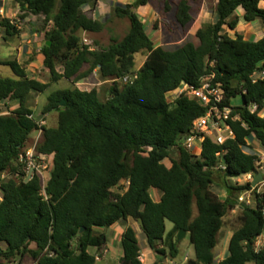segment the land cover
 I'll return each mask as SVG.
<instances>
[{
	"label": "trees",
	"instance_id": "obj_1",
	"mask_svg": "<svg viewBox=\"0 0 264 264\" xmlns=\"http://www.w3.org/2000/svg\"><path fill=\"white\" fill-rule=\"evenodd\" d=\"M14 1L21 7L20 20L44 17L41 54L52 84L62 79L78 84L98 70L111 89L106 100L97 88L54 91L42 115L57 112L58 126H40L30 98L51 84L30 78L18 60L1 61L17 78L0 76V102L17 101L19 106L0 114V181L4 172L16 169L36 131L43 130L37 151L54 156V161L47 197L38 178L2 184L0 264H20L26 257L33 264H98L97 255L103 258L108 249L106 230L129 219L140 226L143 221V234L157 253L155 264L178 261L182 242L177 237L182 230L195 251L187 264H264V247H257L264 234V186L230 183L232 178L261 174L260 157L251 151L248 139L254 137L264 148V77L254 80L264 73V36L247 40L240 32L235 37L226 32L236 30L242 20L264 23V0H217L215 22L196 32L199 43L189 41L174 50L155 44L137 12L152 0L114 7L116 16L129 19L130 30L101 50L84 45L80 35L105 30L100 19L85 11L94 9L98 0ZM160 1L165 13H174L177 26L188 31L195 21L193 0ZM2 29L5 40L22 32L6 18L0 20ZM139 53L146 59L138 78L122 84L121 78L137 70ZM58 66L63 67L61 73ZM211 74L226 92L224 104L232 109L229 124L234 137L224 145L208 138L196 156L181 143L206 109L186 96L171 104L167 95L183 82L198 86ZM238 96L240 106H232ZM220 172L225 199L213 191ZM153 190L161 193L159 200ZM248 192L252 202L239 203L240 195ZM238 208L240 226L229 240L227 257L218 261L215 250L226 217ZM121 245L123 256L116 264H143L134 227L125 228Z\"/></svg>",
	"mask_w": 264,
	"mask_h": 264
},
{
	"label": "rangeland",
	"instance_id": "obj_2",
	"mask_svg": "<svg viewBox=\"0 0 264 264\" xmlns=\"http://www.w3.org/2000/svg\"><path fill=\"white\" fill-rule=\"evenodd\" d=\"M135 0H132V2ZM172 1H178V0H172ZM217 0H193L191 2L193 11L195 13V21L190 26L188 31L184 32L182 31L175 21L174 13L171 12H164L163 5L160 0H152L151 5H147V10L144 13V16L142 18L145 20V25L148 34L151 36L152 40L155 42L157 46H163L166 49L174 50L182 45H184L186 42L193 41L194 43L198 44L199 41L196 38V32L203 26L208 23L215 22L216 20V14H215V5ZM114 4L115 3H108L107 9L103 16L101 17V21L105 24V30L103 32L99 33H90V32H82L80 33L81 37L83 38V41L87 40L90 48L92 49H104L111 45L113 42V39L122 40L125 38V36L129 33L130 30V21L129 19L119 18L116 16L114 12ZM264 7V2L261 4ZM95 9V8H94ZM94 9L87 8L85 11L90 16L94 17ZM243 12L240 10L238 11V14H242ZM139 14V12H138ZM140 15V14H139ZM43 16L37 17L32 16L31 20H35L34 25L35 27L30 26L29 24L27 26L28 30L30 31L32 28L34 32H40L42 31L43 26ZM95 18V17H94ZM17 20V19H16ZM32 23V22H31ZM25 28V26H24ZM226 32L232 37H235L236 32L242 33L244 35L245 39L247 40H258L261 37L264 36V23L259 22V24H245L240 22L239 26L236 28V30H229L226 28ZM34 33L31 34V37H33ZM34 37L33 41L34 42ZM0 42H2V39H0ZM44 39L40 42L43 44ZM9 56V52H6ZM11 54H14L11 53ZM31 60L37 59V54L33 53ZM146 59L145 53H139L136 55V67L139 69L143 62ZM31 62V61H30ZM59 72L61 73L63 71L62 66H58L57 68ZM45 72H37L36 77L40 79L42 82L50 83L51 86L46 89V91L42 93H34V95L30 98V106L35 111L34 116L38 120H43L45 123L44 125L48 126L49 128H55L58 126V113L53 112L50 114V116L43 117V109L44 106L48 102V97L51 95L54 91L64 89V88H79L81 90L90 91L93 88H97L99 90L100 98L103 100H106L109 97V92L111 89V82L105 83L99 75L98 70L94 72V74L89 77L88 79H85L84 81L74 84L72 80L62 79L59 82L51 83V74L48 70L44 69ZM1 76L3 78H17L16 75L13 73V71L9 67L0 66ZM242 97H236L232 99V106H240ZM11 107H9L10 110ZM11 111V110H10ZM262 117H264V112L261 113ZM39 136V132H34L29 138V146L33 145L34 142L37 140ZM249 144L251 145V151L255 152L260 157V163H261V170L260 172L264 176V148L262 147L261 143L256 140L254 137H250L248 139ZM199 150L196 151L197 156L201 155V144L197 143ZM167 165H171L170 161H166ZM255 180L251 179L246 176L242 178H232L230 183L235 185H245L247 182H253ZM127 183H124L122 186H127ZM261 187L264 186V179L262 183L260 184ZM119 191V189H115ZM153 194L158 192L157 190H153ZM213 191L215 194H217L221 199H225L227 197V190L224 188V180H223V174L217 173L215 177V185L213 187ZM251 192L245 193L240 195L239 197V203L241 202L240 198L247 199L249 198L251 200ZM252 202V201H251ZM196 214L197 209L195 208ZM240 208L237 210H232L229 215L226 217L225 225L221 231L220 237L218 239V248L216 251L217 260L221 259L223 257V254L229 252L228 251V244L229 240L231 239L232 234L239 228V220L238 216H240ZM195 214V215H196ZM129 224L136 229H141V226L139 225V222L134 221L133 219H130ZM124 225H128V222H122L118 224L116 227H119V229L124 230ZM168 229L172 228V224H167ZM107 236H108V242H109V249L112 251L111 257L107 258V260H102L98 264H116L118 261V258H122L123 256V248L121 245V234L115 233V227L109 228L106 230ZM141 243H144L146 241L145 235L143 232H140L138 236ZM189 236L182 239V243L180 245V256L178 261L172 262L171 259H165L161 262H165V264H187V261H185L186 257H189V260L195 257V251L194 248L191 246L189 241ZM112 239L115 240V243L112 241ZM2 248H5V245H1ZM257 247L263 248L264 247V234L262 237L259 238L257 241ZM92 250V249H91ZM155 252V251H154ZM156 253V252H155ZM157 254V253H156ZM114 256L116 258H114ZM115 259V260H114ZM142 260L145 261L146 257L144 256V253L142 252ZM20 264H33V259L31 257H26L23 259V261ZM146 264V262H145Z\"/></svg>",
	"mask_w": 264,
	"mask_h": 264
},
{
	"label": "built area",
	"instance_id": "obj_3",
	"mask_svg": "<svg viewBox=\"0 0 264 264\" xmlns=\"http://www.w3.org/2000/svg\"><path fill=\"white\" fill-rule=\"evenodd\" d=\"M11 21L18 26V20L13 19ZM84 45H89L87 40L84 41ZM138 70L139 69L126 74L121 78V83L124 85L132 84L138 78ZM260 77H264V73L255 75L254 80H257ZM214 78L215 75L211 74L203 78L198 86L183 82L177 90L167 95L168 102L171 104H174L179 97L186 96L206 109V113L193 122L190 133L183 138L181 143L183 148L196 156V151L199 150L197 143H202L200 149L202 152V145L208 138H212L218 145H224L230 138L234 137V132L229 124L232 109L225 106L224 97L226 92L221 84L216 85L214 83ZM44 123L43 120L39 121L40 126L44 125ZM38 132L39 136L37 140L33 145L29 146L20 159H18L16 169L13 172L6 171L2 174L0 181V204L4 199L2 184L11 179L32 181L35 178H38L41 182V192L47 197L45 187L51 178L54 156L39 153L37 151V146L43 136V130H39ZM258 165L260 172V161L258 162ZM248 177L252 181L256 176L254 174H249ZM240 200L247 204L251 203L249 198H240ZM101 258V256L97 255L96 260L99 262L101 261ZM140 260H142V257ZM185 261H189L188 256Z\"/></svg>",
	"mask_w": 264,
	"mask_h": 264
},
{
	"label": "crops",
	"instance_id": "obj_4",
	"mask_svg": "<svg viewBox=\"0 0 264 264\" xmlns=\"http://www.w3.org/2000/svg\"><path fill=\"white\" fill-rule=\"evenodd\" d=\"M108 3H111V4L115 3L114 7H116L118 5L120 6V5L130 4V3H132V0H98L97 5L95 6V9H94V17L96 19H100V21H101V17L105 13V11L107 9L106 6ZM143 8L147 10V6L141 7L137 10V12H139L141 17L144 16V13L146 12V10L145 11L142 10ZM21 14H22V11H21L20 5L18 3H16L14 0H0V20L2 18H6V19H10V20L17 19L19 21L17 25L22 31L20 35H17L15 37H9L8 40H5V38H4V35H5L4 29H2L0 31V39H2V42H0V66H4L1 63L2 60H4V61L18 60L21 64H23V66L25 67L27 74L30 78H34V79H37L40 81V79H38L36 77V74L39 71L45 72V70H44L45 69L44 68V56L41 54L42 44L40 43L44 39L45 33L43 30L40 32H34L33 28L29 31L27 26L29 24H31L30 26L35 27V25H34L35 20L34 19L31 20L32 16H30V15L27 18L20 20L19 17ZM259 22L260 21H255V22L250 23V24L257 25V24H259ZM102 23H104V22H102ZM242 23H245V22H243V20H242ZM245 24H247V23H245ZM24 26H25V28H24ZM32 33H34V35H33V37L35 38L34 42H32L33 41L32 40L33 37H31ZM6 52H9V56ZM13 52H14V54H11ZM33 53L37 54L36 60H31L32 59L31 55ZM4 67H7V66H4ZM0 76H1V71H0ZM1 77H3V76H1ZM108 82L109 81H106L105 83H108ZM32 95H34V93H32ZM0 104H1L0 105V114H2V115L9 114L10 112L14 111L19 106L17 101H8V102H5L3 104L0 102ZM9 107H11L10 108L11 111L9 110ZM47 116H50V114L48 113L46 115H43L44 118ZM153 192L154 191H152V195H153L154 199L159 200L161 197V193L156 192L155 194H153ZM129 222H130V219L128 220V225H124V230L127 226H131L129 224ZM167 228H168V226H167ZM171 229H168V231ZM124 230L122 231V229H119V227H115V233L121 234L120 235L121 237L124 233ZM136 231L138 233V236H139L140 232H143L142 229H140V230L136 229ZM112 241L115 243L114 239H112ZM141 246L143 248L144 256L146 257L145 261L141 260L143 262V264H145V262H146V264H155L156 261L158 260V257H157V254L149 247L147 240L144 243H141ZM217 248H218V246H217ZM217 248L215 250V253L217 251ZM90 252L95 253V250L90 249ZM111 254H112V251L109 249V242H108V249L106 250L104 257L101 258V261L107 260V258H110ZM227 255H228V252L226 253V256H225V254H223V257H221V259H219V261H221L225 257H227ZM114 258H116V257L114 256ZM119 260H120V258H118L117 263L119 262ZM162 264H165V262H163Z\"/></svg>",
	"mask_w": 264,
	"mask_h": 264
},
{
	"label": "water",
	"instance_id": "obj_5",
	"mask_svg": "<svg viewBox=\"0 0 264 264\" xmlns=\"http://www.w3.org/2000/svg\"><path fill=\"white\" fill-rule=\"evenodd\" d=\"M50 44H51V41L48 42V45H50ZM61 104H62L63 107H66L67 106V102L65 100H63ZM263 179H264L263 174H259L258 173L256 175V177H255V180L253 181V186L254 187H257L258 185H260L262 183ZM140 224H141V227H143L144 224H143V221L142 220H140ZM187 236H188V233L186 231L182 230L179 233V236L177 237L178 243H180L182 241V239L183 238H186Z\"/></svg>",
	"mask_w": 264,
	"mask_h": 264
}]
</instances>
